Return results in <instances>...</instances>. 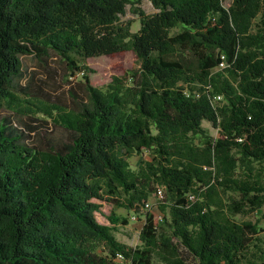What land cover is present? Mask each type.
<instances>
[{
	"label": "trees",
	"instance_id": "1",
	"mask_svg": "<svg viewBox=\"0 0 264 264\" xmlns=\"http://www.w3.org/2000/svg\"><path fill=\"white\" fill-rule=\"evenodd\" d=\"M143 1L0 0V110L70 132L40 148L37 126L0 117V264H264L260 221L237 218L264 207V0ZM129 51L92 83L88 58ZM53 54L83 75L74 106L22 83L25 56ZM108 205L145 216L141 244Z\"/></svg>",
	"mask_w": 264,
	"mask_h": 264
},
{
	"label": "rangeland",
	"instance_id": "2",
	"mask_svg": "<svg viewBox=\"0 0 264 264\" xmlns=\"http://www.w3.org/2000/svg\"><path fill=\"white\" fill-rule=\"evenodd\" d=\"M229 0L227 1V3ZM142 7L147 13L156 12L151 1L145 0L142 3ZM124 19L132 20V29L137 31L140 24V16L134 14L128 7V12ZM134 62V55L131 51L119 56L101 55L88 58L86 64L89 65L94 72L90 74L92 83L99 87H106L111 81L113 75L121 74L126 69L132 67ZM24 68L26 71V77L22 83L25 87H28L29 91L34 96H40L43 99H49L53 102H58L61 105L74 106L73 93L78 94L80 97L87 95L85 85L83 82V75H78L73 78L69 77V70L66 67V62L56 54H53L46 61H42L35 56L24 57ZM28 91V90H27ZM2 115H13L19 122V124H33L37 126L35 131L32 132L34 138L32 143L38 145L40 148L47 146L51 141L54 144H63L70 139V132L63 126L56 124L50 118L42 114L34 116V119H30L28 116L19 115L11 112L8 107L0 110V117ZM214 135H218V130L215 129L211 123L204 122ZM42 131V133H41ZM152 155L146 151L140 155H134L130 158V162L133 167H137L142 160L152 159ZM160 199L158 197H151V207L148 209L150 212L156 215V219H161L162 212L159 208ZM111 208L122 215L130 218V223L125 226H121L116 232L119 240L127 243L130 246H137L141 244L140 232L145 222V216H140L133 211H128L125 208L108 205L105 208L104 214L111 213ZM238 219H252L253 221H260V225L264 228V207L248 215H238ZM101 221L108 222L105 216H100ZM264 235V231L262 232Z\"/></svg>",
	"mask_w": 264,
	"mask_h": 264
},
{
	"label": "built area",
	"instance_id": "3",
	"mask_svg": "<svg viewBox=\"0 0 264 264\" xmlns=\"http://www.w3.org/2000/svg\"><path fill=\"white\" fill-rule=\"evenodd\" d=\"M159 193H160L159 195L161 196L162 195V191L160 190ZM150 207H151V204H150V202H148L147 203V208H150Z\"/></svg>",
	"mask_w": 264,
	"mask_h": 264
}]
</instances>
